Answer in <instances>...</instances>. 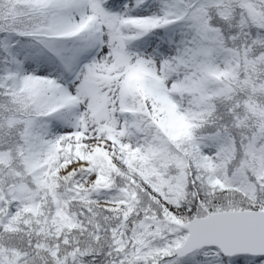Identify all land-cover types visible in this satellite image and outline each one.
Masks as SVG:
<instances>
[{"label":"snow or ice","instance_id":"1","mask_svg":"<svg viewBox=\"0 0 264 264\" xmlns=\"http://www.w3.org/2000/svg\"><path fill=\"white\" fill-rule=\"evenodd\" d=\"M0 264H264V0H0Z\"/></svg>","mask_w":264,"mask_h":264}]
</instances>
